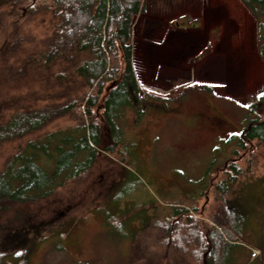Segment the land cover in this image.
I'll return each instance as SVG.
<instances>
[{
    "label": "rangeland",
    "instance_id": "obj_1",
    "mask_svg": "<svg viewBox=\"0 0 264 264\" xmlns=\"http://www.w3.org/2000/svg\"><path fill=\"white\" fill-rule=\"evenodd\" d=\"M45 3L16 7L26 18L21 35L32 46L13 35L9 23L0 26L3 113L17 101L37 106L67 92L57 80L62 70L48 78L18 75V62L52 34L49 13H27L30 4ZM136 23L134 64L144 91L166 98L198 83L214 94L196 91L176 103L132 99L115 119L122 134L113 156L103 150L110 144L104 130L97 163L80 181L46 201L4 205L0 264H208L207 254L199 259L178 244L181 230L164 239L168 221L172 232L180 227L176 212L194 208L203 214L196 218L238 240L226 264H264V254L250 262L247 249L264 253V145L255 139L242 149L245 131L264 122V29L259 36L240 0H147V14ZM153 25L150 46L145 36ZM116 65L122 72L121 53ZM68 81L80 95L92 93L78 80ZM75 123L65 116L22 142L1 145L0 171L20 144ZM248 161L255 165L252 176L245 175ZM233 164L245 173L224 190L220 183ZM172 240L177 249H166Z\"/></svg>",
    "mask_w": 264,
    "mask_h": 264
},
{
    "label": "trees",
    "instance_id": "obj_2",
    "mask_svg": "<svg viewBox=\"0 0 264 264\" xmlns=\"http://www.w3.org/2000/svg\"><path fill=\"white\" fill-rule=\"evenodd\" d=\"M29 0H0V26L11 25L12 34L32 46L34 41L21 35L22 13L17 5ZM45 4L29 5L27 13L50 14L52 34L40 43V49L18 62L19 76H44L48 78L55 70L58 79L66 86L63 94L42 105H30L17 101L14 108L3 113L0 108V146L22 142L26 137L42 132L49 124L65 116H73L76 123L66 129L45 133L19 145L0 171V211L9 204H35L46 201L70 183H76L94 168L103 145V132H108L110 144L103 147L113 156L120 146L122 131L115 119L131 100L176 103L198 91L214 94L208 85L187 86L177 96H155L144 91L134 64L132 46L133 28L137 18L147 14V0H45ZM258 25L259 36L264 29V0H240ZM39 10V11H38ZM7 16V20H6ZM11 18V20L9 19ZM26 19V18H24ZM139 22V20H138ZM146 34V45L151 44L156 30ZM151 41V42H150ZM32 48V47H29ZM122 54L123 70L116 60ZM69 69V73L67 70ZM7 70V69H5ZM9 70V69H8ZM12 72V70H11ZM78 80L92 93L80 95L72 89L68 79ZM74 85V84H72ZM75 86V85H74ZM76 91V92H75ZM2 113V114H1ZM257 139L264 145V122H253L245 131L242 149ZM255 165L248 161L246 176H252ZM228 179L220 183L224 190L234 188L244 171L233 164ZM198 208L176 212L179 220L172 232L169 221L164 228V239L176 231L178 244L201 255H208V264H226L231 247L238 242L227 229L222 232L196 218ZM203 213V212H202ZM196 215V216H194ZM203 217V214L199 215ZM177 223V222H176ZM215 227V229H214ZM182 232V233H181ZM174 237V236H173ZM177 249L175 240L167 242L166 249ZM210 248L206 253L207 248ZM198 259V260H199Z\"/></svg>",
    "mask_w": 264,
    "mask_h": 264
},
{
    "label": "crops",
    "instance_id": "obj_3",
    "mask_svg": "<svg viewBox=\"0 0 264 264\" xmlns=\"http://www.w3.org/2000/svg\"><path fill=\"white\" fill-rule=\"evenodd\" d=\"M242 4V3H241ZM198 27V26H197ZM247 249L250 251V254L252 255V251L253 250H255V251H257V252H259V254L257 255V257L256 258H252L251 257V255H250V262H252L253 260V262H256L257 261V259L258 258H260V257H262L263 256V251H261V249L260 248H257V247H253V246H249V245H247ZM252 264V263H251Z\"/></svg>",
    "mask_w": 264,
    "mask_h": 264
},
{
    "label": "built area",
    "instance_id": "obj_4",
    "mask_svg": "<svg viewBox=\"0 0 264 264\" xmlns=\"http://www.w3.org/2000/svg\"><path fill=\"white\" fill-rule=\"evenodd\" d=\"M258 254H259V252L253 250V251H252V255H251V257H252V258H256Z\"/></svg>",
    "mask_w": 264,
    "mask_h": 264
}]
</instances>
